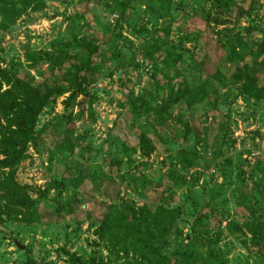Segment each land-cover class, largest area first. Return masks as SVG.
I'll return each mask as SVG.
<instances>
[{
	"label": "rangeland",
	"instance_id": "374dc122",
	"mask_svg": "<svg viewBox=\"0 0 264 264\" xmlns=\"http://www.w3.org/2000/svg\"><path fill=\"white\" fill-rule=\"evenodd\" d=\"M0 10V104H43L0 112V264H264V0Z\"/></svg>",
	"mask_w": 264,
	"mask_h": 264
},
{
	"label": "trees",
	"instance_id": "16d2710c",
	"mask_svg": "<svg viewBox=\"0 0 264 264\" xmlns=\"http://www.w3.org/2000/svg\"><path fill=\"white\" fill-rule=\"evenodd\" d=\"M0 15L3 18V24H8V17L3 10H0ZM175 61L177 64V61H180V58L176 57ZM216 79L222 81V79L217 77ZM244 90L248 96L258 101H264V83L261 84L258 78L255 77L253 79H249ZM40 99V92L32 88H27V90L24 91V96L22 98L11 97L9 104H7V108H4L3 105L0 104V112L7 120H9L11 113L16 111L20 121L27 127L29 126L31 128L36 123L35 121L42 111L43 104H41ZM13 135V138L5 137L1 142L4 149L3 155L6 159L0 161V166L5 169H15L20 164L27 146L32 141V137L24 133H15ZM71 135L72 132L66 134L64 136L63 143L66 144L72 154V145H70L69 141L71 139ZM114 165H120V163L115 162ZM123 222L126 223V220H123Z\"/></svg>",
	"mask_w": 264,
	"mask_h": 264
},
{
	"label": "water",
	"instance_id": "95a60500",
	"mask_svg": "<svg viewBox=\"0 0 264 264\" xmlns=\"http://www.w3.org/2000/svg\"><path fill=\"white\" fill-rule=\"evenodd\" d=\"M21 249H24V248H21Z\"/></svg>",
	"mask_w": 264,
	"mask_h": 264
}]
</instances>
